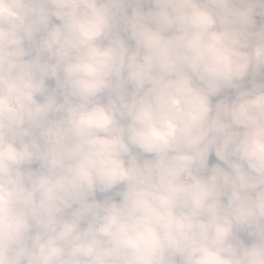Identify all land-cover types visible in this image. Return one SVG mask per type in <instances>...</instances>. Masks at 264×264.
Listing matches in <instances>:
<instances>
[{
	"label": "clouds",
	"instance_id": "clouds-1",
	"mask_svg": "<svg viewBox=\"0 0 264 264\" xmlns=\"http://www.w3.org/2000/svg\"><path fill=\"white\" fill-rule=\"evenodd\" d=\"M0 264H264V0H0Z\"/></svg>",
	"mask_w": 264,
	"mask_h": 264
},
{
	"label": "trees",
	"instance_id": "trees-1",
	"mask_svg": "<svg viewBox=\"0 0 264 264\" xmlns=\"http://www.w3.org/2000/svg\"><path fill=\"white\" fill-rule=\"evenodd\" d=\"M258 19V18H257ZM214 160V157H210V163Z\"/></svg>",
	"mask_w": 264,
	"mask_h": 264
}]
</instances>
